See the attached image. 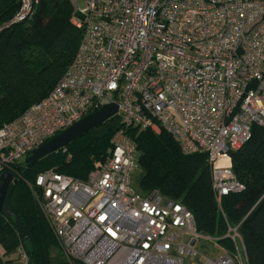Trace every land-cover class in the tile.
I'll return each mask as SVG.
<instances>
[{"label":"built area","instance_id":"1","mask_svg":"<svg viewBox=\"0 0 264 264\" xmlns=\"http://www.w3.org/2000/svg\"><path fill=\"white\" fill-rule=\"evenodd\" d=\"M69 1L81 31L76 54L44 99L0 127V177L114 104L121 127L85 180L54 170L36 179L63 255L81 264H247L238 226L204 236L184 206L136 190L139 157L129 130L164 131L182 155H207L224 218L220 199L243 190L229 153L249 140L252 126L264 127V0H83V8ZM37 3L19 0L10 24L30 19ZM221 239L234 251L200 254V241ZM13 263L28 264L21 243Z\"/></svg>","mask_w":264,"mask_h":264},{"label":"trees","instance_id":"2","mask_svg":"<svg viewBox=\"0 0 264 264\" xmlns=\"http://www.w3.org/2000/svg\"><path fill=\"white\" fill-rule=\"evenodd\" d=\"M19 5V0H0V127L53 90L72 63L81 39V31L71 22L74 9L69 0H38L30 19L10 24ZM120 127L114 117L66 146L64 152L52 154L34 166L21 161L12 167L10 172L17 173L19 179L10 205L28 235L22 237L13 220L0 216V244L6 256L21 243L28 264H67L50 261L56 242L27 184L36 189L37 177L48 170L85 180L91 159L107 155L110 139ZM129 135L139 157L134 180L138 192H156L181 204L190 211L197 231L204 236L222 237L227 225L238 226L247 264H264V127L252 126L249 140L240 150L229 153L232 174L243 190L220 199L225 219L212 192L207 155H182L164 131L131 129ZM217 245L227 252L234 251L229 239H221ZM0 264L14 263L0 260Z\"/></svg>","mask_w":264,"mask_h":264},{"label":"water","instance_id":"3","mask_svg":"<svg viewBox=\"0 0 264 264\" xmlns=\"http://www.w3.org/2000/svg\"><path fill=\"white\" fill-rule=\"evenodd\" d=\"M117 115V106L114 104L106 105L100 110L85 116L80 121L59 133L45 144L31 152L24 159V164L34 166L38 161L59 152L62 148L75 143L89 131L101 126ZM17 184L10 173L4 172L0 177V216L13 220L15 227L18 229L22 237H27V231L22 225L20 219L10 205V196L14 186Z\"/></svg>","mask_w":264,"mask_h":264},{"label":"rangeland","instance_id":"4","mask_svg":"<svg viewBox=\"0 0 264 264\" xmlns=\"http://www.w3.org/2000/svg\"><path fill=\"white\" fill-rule=\"evenodd\" d=\"M78 4H79L80 8L84 7V1L83 0H79ZM104 158L105 157H100L98 160L91 159L92 167H91V170L89 172H91L97 166H99L103 162ZM65 160H66V162H69L70 158L66 156ZM8 173H10L15 179H17V180L19 179L17 173H12V172H8ZM135 176L136 175H133V177H132L133 186H135L134 185ZM27 186H28V188L32 194V198L36 204L37 209L39 210V213L42 215V217L45 219L46 223L49 225V223L47 222V220H46V218H45V216L41 210V207H40V194H39L38 190L34 189L33 185H31V184H27ZM49 227H50V225H49ZM52 234H53V232H52ZM53 237H54V235H53ZM54 239H55V237H54ZM55 242H56V247L51 249V251H50V261L52 263H57L58 261H61V262L64 261L67 264H75V261L69 260L63 255L61 247L58 244L56 239H55ZM198 246H199L200 254H203L204 256L205 255L206 256H218V255H221L222 253L225 252V249L223 247H221L220 245L219 246L215 245V243H213L211 241H200ZM11 255L14 258V251Z\"/></svg>","mask_w":264,"mask_h":264},{"label":"crops","instance_id":"5","mask_svg":"<svg viewBox=\"0 0 264 264\" xmlns=\"http://www.w3.org/2000/svg\"><path fill=\"white\" fill-rule=\"evenodd\" d=\"M0 260H2V261H13L14 260L12 255H10V256L5 255V251H4L3 247L1 246V244H0Z\"/></svg>","mask_w":264,"mask_h":264}]
</instances>
